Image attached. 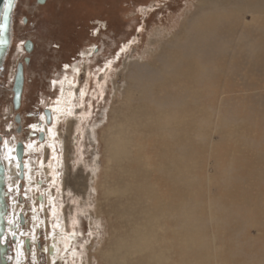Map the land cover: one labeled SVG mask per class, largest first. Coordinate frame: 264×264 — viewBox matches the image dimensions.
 I'll return each mask as SVG.
<instances>
[{
    "label": "rangeland",
    "instance_id": "rangeland-1",
    "mask_svg": "<svg viewBox=\"0 0 264 264\" xmlns=\"http://www.w3.org/2000/svg\"><path fill=\"white\" fill-rule=\"evenodd\" d=\"M209 14L220 20L215 42L209 38L198 44L194 26ZM10 21L12 40L7 52L0 53V148L19 140L38 143L30 127L42 121L43 111L57 106L60 98L68 112L56 125V158L47 146L26 153L32 182L27 185L19 179L16 195L5 187L3 232L9 231L11 199L16 197L20 201H15V216L25 214L22 228L34 238L35 254L29 251L17 264H51L46 251L50 236L59 241L52 264H104L101 252L110 222L97 208V184L104 167L100 135L132 82L136 89L147 83L148 88L160 78L168 53L180 49L177 53L208 62L210 67L205 68L215 91L200 95L204 108L221 119L246 122L249 143L258 151L264 148V0H46L42 5L17 0ZM25 40L33 43L30 53L24 51ZM217 45L223 48L218 50ZM25 57L29 63L24 67L21 105L15 111L12 78L17 62ZM158 99L150 98L154 103ZM51 123L52 118L47 125ZM211 139L218 142L220 137L213 134ZM205 170L213 174L211 159ZM210 191L216 193V187ZM257 226L245 227L249 246H242L240 260L264 261V229ZM11 229L20 232L18 224ZM10 242L6 264H16Z\"/></svg>",
    "mask_w": 264,
    "mask_h": 264
},
{
    "label": "bare ground",
    "instance_id": "bare-ground-1",
    "mask_svg": "<svg viewBox=\"0 0 264 264\" xmlns=\"http://www.w3.org/2000/svg\"><path fill=\"white\" fill-rule=\"evenodd\" d=\"M217 16L209 14L194 26L198 44L213 40L220 21ZM221 16L224 18L225 13ZM178 50L167 54L160 78L148 88L147 83L136 89L132 82L100 135L104 167L97 184V208L110 222L109 238L101 250L104 264H264L238 258L249 238L245 227L258 225L264 229V148L258 151L250 144L246 122L224 120L204 108L207 105L200 95L215 91L209 82L211 76L208 79L210 70L205 68L208 62ZM150 98L160 99L154 103ZM60 99L49 111L50 125L42 116V121L30 127L37 135L42 132L43 140L23 142L22 179L27 185L32 176L26 153L47 146L56 158V125L68 113ZM213 134L219 135L218 142L211 139ZM15 143H4L0 161L5 167V187L16 195L19 162ZM208 159L214 164L211 175L205 170ZM211 186L216 187V193H211ZM17 199H11L13 215L6 234L2 230L3 211L0 217V244L8 247V241H12L16 264L34 251V238L22 228L27 222L25 214L15 216ZM42 201L47 203L44 197ZM37 218L33 216V220ZM14 224H18L19 233L12 231ZM32 227V231H38V227ZM50 238L46 251L52 264L59 241Z\"/></svg>",
    "mask_w": 264,
    "mask_h": 264
},
{
    "label": "water",
    "instance_id": "water-1",
    "mask_svg": "<svg viewBox=\"0 0 264 264\" xmlns=\"http://www.w3.org/2000/svg\"><path fill=\"white\" fill-rule=\"evenodd\" d=\"M46 0H36V4L42 5L45 3ZM17 0H12V2L9 4L7 0H0V24H4L5 27L0 29V53L7 52L10 46V42L12 40L11 38V30H10V20L11 16L13 15V10L15 7ZM8 14V19L5 21L4 16L5 13ZM23 23H27V19H23ZM23 48L26 53H30L33 48V43L31 40H25L23 42ZM97 48L93 50V52H96ZM29 63V58L25 57L22 62H17L15 66V72L12 79V85H11V93H12V108L13 110L17 111L21 104L22 99V93H23V85H24V65H27ZM45 116V121L47 123H50V113L48 109H45L43 111ZM15 119L17 122H19L20 117L19 114H16ZM37 138L39 141H42L44 136L43 133L40 132L37 135ZM1 139V137H0ZM15 154L16 158L19 162V174L18 178L22 179L23 177V171H24V143L23 141H17L15 146ZM4 174H5V167L3 163L0 161V217H2V211L4 212L6 209V191H5V182H4ZM4 209V210H3ZM3 220V218H2ZM21 224L24 223L23 217L20 219ZM1 219H0V232H1ZM8 248L2 244H0V264H6V261L4 259L5 255L7 254Z\"/></svg>",
    "mask_w": 264,
    "mask_h": 264
},
{
    "label": "snow or ice",
    "instance_id": "snow-or-ice-1",
    "mask_svg": "<svg viewBox=\"0 0 264 264\" xmlns=\"http://www.w3.org/2000/svg\"><path fill=\"white\" fill-rule=\"evenodd\" d=\"M7 2L10 4V3L12 2V0H7ZM4 19H5V21H7V19H8V14H7V12L5 13ZM4 27H5L4 24H0V29H2V28H4Z\"/></svg>",
    "mask_w": 264,
    "mask_h": 264
},
{
    "label": "flooded vegetation",
    "instance_id": "flooded-vegetation-1",
    "mask_svg": "<svg viewBox=\"0 0 264 264\" xmlns=\"http://www.w3.org/2000/svg\"><path fill=\"white\" fill-rule=\"evenodd\" d=\"M33 48H34V46H33ZM33 48H32V50H33ZM32 50H31V52H32ZM25 51V50H24ZM44 114V113H43ZM16 116V115H15ZM20 117V116H19ZM15 119V118H14ZM15 122L19 125V123L21 122L20 120H19V122H17L16 121V119H15ZM38 139V138H37ZM22 201V200H21ZM10 243H12V241L10 242ZM12 245V244H11ZM8 248V247H7ZM8 252H9V249H8ZM8 252H7V254L5 255V257H7L8 256ZM11 255H12V252H11Z\"/></svg>",
    "mask_w": 264,
    "mask_h": 264
}]
</instances>
